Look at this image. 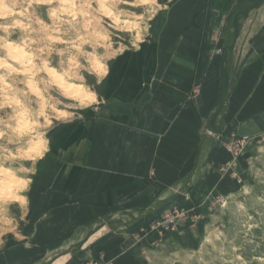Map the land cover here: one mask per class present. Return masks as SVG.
<instances>
[{"label": "crops", "instance_id": "crops-1", "mask_svg": "<svg viewBox=\"0 0 264 264\" xmlns=\"http://www.w3.org/2000/svg\"><path fill=\"white\" fill-rule=\"evenodd\" d=\"M245 1L173 0L153 43L120 54L104 78L116 114L55 137L43 158L53 178L32 195L21 242L0 250V264H65L81 242L120 263L127 230L162 211L150 209L192 177L183 200L208 168L221 175L234 134H264V2L248 0L236 30ZM129 214L143 220L127 225Z\"/></svg>", "mask_w": 264, "mask_h": 264}, {"label": "rangeland", "instance_id": "rangeland-1", "mask_svg": "<svg viewBox=\"0 0 264 264\" xmlns=\"http://www.w3.org/2000/svg\"><path fill=\"white\" fill-rule=\"evenodd\" d=\"M172 2L0 0V170L20 178L7 188V172L0 171V250L22 239L32 195L53 178L43 158L55 137L68 126L116 114L106 98V71L120 54L153 43ZM10 43L31 57L26 64ZM47 68L82 82L95 101L82 105L67 97ZM241 137L234 134L233 150L226 147L230 141L224 144L230 158L221 175L208 168L183 200L127 230L120 263L88 247L65 264H264V134Z\"/></svg>", "mask_w": 264, "mask_h": 264}, {"label": "bare ground", "instance_id": "bare-ground-1", "mask_svg": "<svg viewBox=\"0 0 264 264\" xmlns=\"http://www.w3.org/2000/svg\"><path fill=\"white\" fill-rule=\"evenodd\" d=\"M43 5L45 6V4H43ZM103 7H104V5H103ZM10 46L14 49L13 51H16L15 54L14 53H12V54L16 55V58H17V61L19 62V64L20 63L26 64L25 62L30 60L31 57H29V55L26 54L27 52L25 50L19 48L18 46L14 45L13 43L12 44L10 43ZM15 62H16V60H15ZM47 70H48V68H47ZM47 72H49L50 75L55 79L54 81H55L57 87H60L66 93L65 95L67 97L68 96L71 97L78 104L86 105L88 103L95 101V99H96L95 95L93 93H88L86 91L85 85H83L82 82L81 83L67 82L64 80L62 75L60 73H58V71L54 68H49V70ZM106 73H108V71H106ZM35 149L38 150L37 148H35ZM0 171L7 172L5 175L8 176V178H7L8 180H3V181H6L5 186H7V188L12 189V187L16 186V184H18V182L20 181V178L16 177V175L10 169H5V168L1 167ZM2 186H4V185H2Z\"/></svg>", "mask_w": 264, "mask_h": 264}, {"label": "water", "instance_id": "water-1", "mask_svg": "<svg viewBox=\"0 0 264 264\" xmlns=\"http://www.w3.org/2000/svg\"><path fill=\"white\" fill-rule=\"evenodd\" d=\"M235 38H236V36H234V40H235ZM231 52V50H229L228 51V53H230ZM210 137V133H208V134H206V138H209ZM214 140H215V137L213 136L212 137ZM191 179H192V177H191ZM191 179H190V181H189V183H187V185L185 186V189L183 190V191H181L179 194H177L176 196H174V198L173 199H170V200H166L165 202H163V204H161L159 207H156V208H154V209H150L147 213L148 214H150V213H153V212H156V211H159V210H163V209H165V207H167V206H169L170 204H173V203H175V202H177V200L179 199V198H181L185 193H186V191L188 190V188H189V186L191 185ZM148 214H146V216L148 215ZM131 217H135V216H133L132 214H129ZM128 215V216H129ZM109 218H107V219H105V220H108ZM104 220V221H105ZM135 220V221H134ZM134 220L132 221V222H129L127 225H129V224H135L136 222H138L139 220H143L142 218H134ZM103 223V222H102ZM102 223H99L98 225H96L95 226V228L94 229H98L100 226H101V224ZM83 242H81V243H79V244H77L76 246H74V248H72V249H70V250H68L67 252L68 253H71V252H73V255H75L76 253H74L76 250H83L82 249V246H83Z\"/></svg>", "mask_w": 264, "mask_h": 264}, {"label": "trees", "instance_id": "trees-1", "mask_svg": "<svg viewBox=\"0 0 264 264\" xmlns=\"http://www.w3.org/2000/svg\"><path fill=\"white\" fill-rule=\"evenodd\" d=\"M255 2H257V0H255ZM263 3V2H262ZM262 3H259L262 4ZM257 5H255L256 7ZM253 7V6H252ZM249 7L247 8L243 3L241 5H239L238 8H236V10L234 11V20H232L234 22V28L237 30L240 27L241 24V20L246 16V13L252 8ZM83 254V253H81Z\"/></svg>", "mask_w": 264, "mask_h": 264}, {"label": "built area", "instance_id": "built-area-1", "mask_svg": "<svg viewBox=\"0 0 264 264\" xmlns=\"http://www.w3.org/2000/svg\"><path fill=\"white\" fill-rule=\"evenodd\" d=\"M220 50H221V52H222V49L220 48ZM209 133H210V136H214V137H216V138H218L217 137V135L216 134H214L212 131H209ZM244 140V141H248V140H250V138L248 137V136H243V137H241V140ZM234 136L232 137V140L229 142V144L226 146L227 148H229V150H233L234 149Z\"/></svg>", "mask_w": 264, "mask_h": 264}]
</instances>
